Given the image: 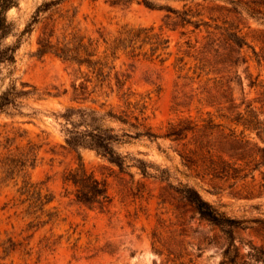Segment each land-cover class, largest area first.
I'll return each mask as SVG.
<instances>
[{
    "label": "rangeland",
    "instance_id": "obj_1",
    "mask_svg": "<svg viewBox=\"0 0 264 264\" xmlns=\"http://www.w3.org/2000/svg\"><path fill=\"white\" fill-rule=\"evenodd\" d=\"M51 1L8 13L6 43L29 33L0 94L12 81L37 94L0 113V264H220L230 240L187 187L243 221L241 263L264 264V166L240 160L264 149V0H63L39 12ZM41 40L70 58L39 55ZM95 129L122 166L69 144ZM81 166L106 183L104 209L66 181Z\"/></svg>",
    "mask_w": 264,
    "mask_h": 264
},
{
    "label": "trees",
    "instance_id": "obj_2",
    "mask_svg": "<svg viewBox=\"0 0 264 264\" xmlns=\"http://www.w3.org/2000/svg\"><path fill=\"white\" fill-rule=\"evenodd\" d=\"M63 0L51 1L45 3L40 8L39 12L47 10L50 6L58 5ZM19 6V0H0V80L4 81L6 75L12 76L15 69L17 52L21 47L22 37L29 33L26 29L17 38V41L13 44L6 43L7 40L14 35L15 25L9 20L8 13L13 8ZM39 55L43 56L48 53H55L61 57L70 58V51L66 48H61L58 45L52 44L50 40H41L39 43ZM80 60V59H79ZM81 64H92L89 60L80 61ZM7 73V74H5ZM37 94V89L27 83H22L21 88L17 86L15 81L5 88L0 94V113L7 112L11 109H17L22 99L34 96ZM261 122L255 116V113H251V120L248 126L252 130L260 132ZM188 130V129H184ZM113 131V130H111ZM178 127L173 126L167 135V137H179ZM140 136H149L150 138H158V136L152 133H139ZM114 138L111 135H107V131H101L95 129L90 135L82 134L81 139H70L68 142L71 145L84 146L102 150L105 156H108L110 161L116 163L119 166L123 165L121 157L110 148L109 142ZM240 160H247L249 165L255 164V168L264 166V149L255 145L250 151L240 154ZM260 157L258 160L257 158ZM248 165V166H249ZM26 165H22L20 171L25 169ZM66 181L72 184L76 188V199L78 202L89 205L91 207H99L104 209L110 203V196L108 193V187L105 182L98 180L93 174L89 173L84 166L79 167L76 170L70 171L67 175ZM185 197L188 201L195 206L202 219L208 221L213 227L219 228L228 240H230V246L226 249L224 256L225 260L220 264H243L241 260L243 256L241 254V248L235 245L236 240L239 239L238 233L242 228L243 221L232 219L224 214L218 212L209 202L205 201L199 192L191 187H187L184 191Z\"/></svg>",
    "mask_w": 264,
    "mask_h": 264
}]
</instances>
